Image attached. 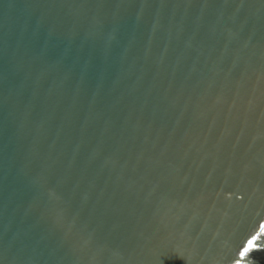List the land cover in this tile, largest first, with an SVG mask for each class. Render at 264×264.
I'll return each mask as SVG.
<instances>
[{
  "label": "water",
  "instance_id": "95a60500",
  "mask_svg": "<svg viewBox=\"0 0 264 264\" xmlns=\"http://www.w3.org/2000/svg\"><path fill=\"white\" fill-rule=\"evenodd\" d=\"M0 264H264V0H0Z\"/></svg>",
  "mask_w": 264,
  "mask_h": 264
}]
</instances>
